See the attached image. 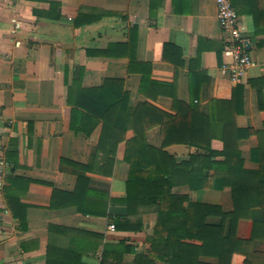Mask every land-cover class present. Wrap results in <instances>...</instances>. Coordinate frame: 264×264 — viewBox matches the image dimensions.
I'll return each instance as SVG.
<instances>
[{
    "label": "crops",
    "instance_id": "1",
    "mask_svg": "<svg viewBox=\"0 0 264 264\" xmlns=\"http://www.w3.org/2000/svg\"><path fill=\"white\" fill-rule=\"evenodd\" d=\"M231 1L255 62L239 84L221 72L229 60L228 34L216 0H0V264H137V256L150 249L156 213L145 214L140 232L109 228L129 213L125 142L112 174L102 173L101 158H95L102 122L90 134L89 122L74 129L70 87L123 80L130 106L149 102L169 113H175V101L200 102L208 112L212 100L236 97L242 105L238 126L263 129L264 0ZM133 131L129 128L127 137ZM147 141L163 147L161 125L148 129ZM259 144L257 134L240 140L246 167L259 168L254 158ZM165 149L179 159L193 151L186 143ZM93 162L98 163L93 169L76 165ZM79 175L90 189L81 195L88 211L66 199L52 205L54 189L74 191ZM173 190L224 212L234 208L229 187L192 190L179 183ZM5 193L25 205L26 224L13 216ZM262 217L253 209L251 218L239 221L237 236L250 239L254 219ZM220 221L208 216L210 223ZM124 246L129 249L122 254ZM253 247L264 251V239H255ZM199 261L221 262L211 255Z\"/></svg>",
    "mask_w": 264,
    "mask_h": 264
},
{
    "label": "trees",
    "instance_id": "2",
    "mask_svg": "<svg viewBox=\"0 0 264 264\" xmlns=\"http://www.w3.org/2000/svg\"><path fill=\"white\" fill-rule=\"evenodd\" d=\"M128 97L123 80L108 78L99 87H70L68 102L73 106L72 126L77 131L83 122H89L90 134L102 122L95 158H101L99 167L105 175L112 174L118 147L125 142L124 158L130 165L125 197L129 213L115 220L116 228L140 232L145 226V214L157 215L149 236L148 254H139L136 263L154 264L162 260L171 264H202L199 257L211 255L219 257L220 264H264V251L253 247L255 239H264V127L256 130L238 126L237 115L242 105L236 97L212 100L208 112L200 102L175 101V113L149 102L130 106ZM260 107L263 108L262 103ZM155 125L162 127L164 143L160 148L147 141V131ZM131 127L134 131L129 138L127 131ZM253 134L260 139L254 151L259 162L257 169L246 167L240 148V140ZM173 143L189 144L193 151L188 158L179 159L165 149ZM76 165L87 170L98 163ZM86 180L79 175L72 192L55 188L52 205L66 199L78 205L80 211H88L81 199L83 190H90ZM8 181L10 184L11 180ZM179 183L192 190L229 187L234 208L224 212L217 204L192 202L187 194L174 192ZM5 191L8 192V185ZM5 199L13 216L26 224L25 205L20 198L5 193ZM255 208L262 211L263 217L254 219L251 238L238 237L239 221L251 218ZM210 215L220 216L221 221L208 222ZM196 239L201 244L192 241ZM105 247L107 259L109 245ZM124 247L122 254L129 249Z\"/></svg>",
    "mask_w": 264,
    "mask_h": 264
},
{
    "label": "built area",
    "instance_id": "3",
    "mask_svg": "<svg viewBox=\"0 0 264 264\" xmlns=\"http://www.w3.org/2000/svg\"><path fill=\"white\" fill-rule=\"evenodd\" d=\"M217 16L221 26L227 32V46L225 55L229 60L221 66V72L227 76L233 84H239L252 65L253 58L246 49V41L239 25V12L231 0H216ZM111 230H116L115 223L109 225Z\"/></svg>",
    "mask_w": 264,
    "mask_h": 264
}]
</instances>
